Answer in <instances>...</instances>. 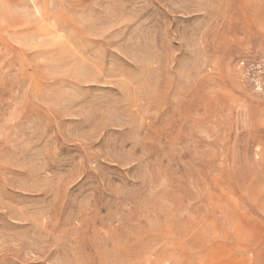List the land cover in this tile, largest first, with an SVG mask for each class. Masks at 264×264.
Here are the masks:
<instances>
[{
	"label": "rangeland",
	"instance_id": "rangeland-1",
	"mask_svg": "<svg viewBox=\"0 0 264 264\" xmlns=\"http://www.w3.org/2000/svg\"><path fill=\"white\" fill-rule=\"evenodd\" d=\"M0 264H264V0H0Z\"/></svg>",
	"mask_w": 264,
	"mask_h": 264
}]
</instances>
